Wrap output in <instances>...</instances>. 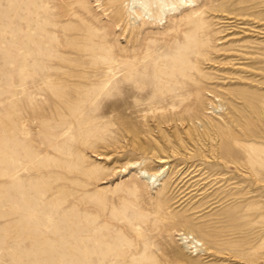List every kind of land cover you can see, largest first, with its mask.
<instances>
[{
    "label": "rangeland",
    "instance_id": "obj_1",
    "mask_svg": "<svg viewBox=\"0 0 264 264\" xmlns=\"http://www.w3.org/2000/svg\"><path fill=\"white\" fill-rule=\"evenodd\" d=\"M0 264H264V0H0Z\"/></svg>",
    "mask_w": 264,
    "mask_h": 264
},
{
    "label": "bare ground",
    "instance_id": "obj_2",
    "mask_svg": "<svg viewBox=\"0 0 264 264\" xmlns=\"http://www.w3.org/2000/svg\"><path fill=\"white\" fill-rule=\"evenodd\" d=\"M190 239V238H189ZM192 250L194 249V247L191 248Z\"/></svg>",
    "mask_w": 264,
    "mask_h": 264
}]
</instances>
